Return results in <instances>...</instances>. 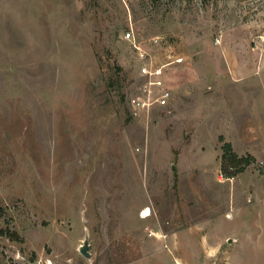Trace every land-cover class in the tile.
I'll return each mask as SVG.
<instances>
[{"label":"rangeland","instance_id":"obj_1","mask_svg":"<svg viewBox=\"0 0 264 264\" xmlns=\"http://www.w3.org/2000/svg\"><path fill=\"white\" fill-rule=\"evenodd\" d=\"M35 261L264 264V0H0V264Z\"/></svg>","mask_w":264,"mask_h":264},{"label":"built area","instance_id":"obj_2","mask_svg":"<svg viewBox=\"0 0 264 264\" xmlns=\"http://www.w3.org/2000/svg\"><path fill=\"white\" fill-rule=\"evenodd\" d=\"M124 36L132 41L134 48L137 49L139 53L141 73L149 76L144 84L143 92L138 93L132 98V107L135 109L150 108L155 102L161 105L167 104L172 96L171 89L169 87H164L160 90H156L153 86V78L163 73V66L155 64L152 58L146 57L150 52L142 41L137 39L132 28H127L124 32ZM152 40L154 43H159L160 41L159 36H154Z\"/></svg>","mask_w":264,"mask_h":264},{"label":"trees","instance_id":"obj_3","mask_svg":"<svg viewBox=\"0 0 264 264\" xmlns=\"http://www.w3.org/2000/svg\"><path fill=\"white\" fill-rule=\"evenodd\" d=\"M223 153L221 167L224 173L228 176L235 175L236 173L245 169L246 165L250 163L253 155H240L233 148L232 142L225 140L222 144Z\"/></svg>","mask_w":264,"mask_h":264},{"label":"water","instance_id":"obj_4","mask_svg":"<svg viewBox=\"0 0 264 264\" xmlns=\"http://www.w3.org/2000/svg\"><path fill=\"white\" fill-rule=\"evenodd\" d=\"M92 247L90 237L86 236L83 243L80 245V251L85 254L86 256H90V248ZM32 264H39L38 261L32 262ZM76 264H82V261H78Z\"/></svg>","mask_w":264,"mask_h":264},{"label":"bare ground","instance_id":"obj_5","mask_svg":"<svg viewBox=\"0 0 264 264\" xmlns=\"http://www.w3.org/2000/svg\"><path fill=\"white\" fill-rule=\"evenodd\" d=\"M149 213H150V208L146 207V208H144L142 215H148Z\"/></svg>","mask_w":264,"mask_h":264}]
</instances>
